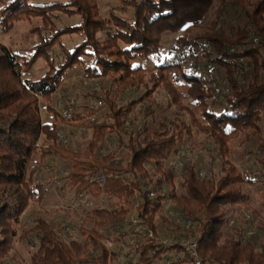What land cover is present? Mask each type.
Segmentation results:
<instances>
[{
  "label": "trees",
  "instance_id": "obj_1",
  "mask_svg": "<svg viewBox=\"0 0 264 264\" xmlns=\"http://www.w3.org/2000/svg\"><path fill=\"white\" fill-rule=\"evenodd\" d=\"M44 1L50 3L7 0L0 8L1 35L17 23L40 21V26L31 30L37 44L29 58L0 43V264L17 243L35 249L30 264H187L186 258L164 262L169 253H181L180 246L140 242L137 235L132 247L129 239L135 233L122 231L125 220L135 211L146 229L155 234V219L167 201L173 206L172 213L180 212L198 222L197 227L186 229L171 218L168 231L174 239H196L204 263L264 264V242L247 238L243 228L248 215L256 214L245 188L264 187V141L260 136L264 118V61L260 57L264 52V0H219L208 25L202 23L214 0H115L118 13L111 11L108 20L100 16L96 0ZM54 14L78 16L81 23L60 28ZM249 29L259 37V46L231 54V48L250 42ZM179 32L183 34L167 56L153 70H147L144 63L159 55L163 36ZM72 34L80 35L83 41L69 51L61 38ZM238 58L245 60L247 72L241 73L239 66L231 63ZM39 59L47 65V72L37 80H24L22 75ZM187 59L194 60L192 69L186 68ZM204 61L211 62L218 76L229 84L227 106L211 101L202 72ZM76 65L85 66L90 79H110L114 89L113 94L111 89L104 90L102 97L86 95L100 100L99 110L107 112L97 116V111L85 107L75 116L73 121L95 116L86 125L91 131L87 146L78 152L56 143L60 131L56 121L62 120L50 107L51 97ZM160 91L173 110L171 117L156 115L155 95ZM129 92L137 97L122 105L119 94ZM40 101L54 115L50 124L41 120ZM186 102L192 103L196 112H189ZM138 107L143 108L144 123L131 131L128 117L135 116ZM194 129L211 142L215 155L210 165H216L218 172L210 170L200 176L201 170L191 158L175 177L174 155L188 141L196 145ZM241 135L244 141L256 138L261 142L258 175H244L229 160V144ZM112 139L115 148L105 152V144ZM38 153L41 162L53 159L67 165L70 173L62 189L95 202L104 198L117 203L112 209L95 208L82 218L78 226L81 240L66 242L56 226L41 216L24 223L21 219L31 202L39 203L45 192V185L35 179L42 170L34 164ZM97 174L105 176L103 186L91 182ZM256 223L264 236V217L257 216ZM110 229L116 236L112 242L127 248L123 256L121 248L114 252L104 245Z\"/></svg>",
  "mask_w": 264,
  "mask_h": 264
},
{
  "label": "rangeland",
  "instance_id": "obj_2",
  "mask_svg": "<svg viewBox=\"0 0 264 264\" xmlns=\"http://www.w3.org/2000/svg\"><path fill=\"white\" fill-rule=\"evenodd\" d=\"M5 1H0V8L3 7ZM57 1V0H54ZM62 1V0H61ZM33 3L40 4H49L50 2L44 0H32ZM100 16L108 20L110 18L111 11L118 13L116 10L118 4L115 0H96ZM219 0H214L213 6L209 11L208 15L203 21V25H208L213 19L214 11L218 6ZM56 19L54 20L55 24L58 27H71L80 25L81 20L78 16L67 17L63 14H54ZM40 26V21L37 19L23 21L17 23L14 28L7 34H0V43L8 47L12 52L18 53L20 55H25L27 58L32 54L33 47L37 44L36 35L31 33V30L35 27ZM196 32V31H194ZM183 32L177 34H165L162 40V48L159 55L149 57L148 61L144 63V66L147 70H153L154 66L162 61L168 54L169 48L174 44L175 40L181 36ZM99 39L104 40V35H100ZM83 38L78 34L66 35L61 38V42L66 49L69 51L74 50L76 46L82 43ZM56 53H59L57 47L54 48ZM86 64H89L87 59H84ZM140 63V61H138ZM47 65L42 59L37 60L30 70L27 73L22 75L24 80H37L41 78L47 72ZM111 89L112 94L114 89L111 88L110 79H90L85 73V66L76 65L73 69L69 70L63 84L59 90L51 97L50 107L53 108L56 104H63V106L71 108L75 115L81 114L85 107L89 108L97 100L94 98L86 97L87 94L96 93L99 97H102L104 90ZM136 94L125 93L119 94L118 99L122 101L124 105L127 101L136 98ZM157 101L156 115L166 114L171 117L173 110L167 107L168 99L163 94L162 91L158 92L155 95ZM188 108L189 112L194 113L196 109L194 105L190 102L184 103ZM40 113L41 120L43 124L52 123L54 120V115L46 110L48 107L47 104L43 101H40ZM142 110L143 108L138 107L135 111V116L130 115L128 117V124L131 131H136L140 129L143 125L142 120ZM101 116L107 112L106 109L97 111ZM95 118V116H93ZM187 118V116H186ZM57 126L60 131L64 134L69 135L71 132L76 131L78 134V140L72 142L69 147L71 151H82L86 148L88 140L91 135V131L86 128L87 123L89 122L87 118H84L82 121H73L70 124H65L57 119ZM261 129V139L264 140V118L260 125ZM244 135H241L237 140L232 141L229 144L230 147V158L229 160L238 168L240 172L245 175V169L248 168L249 175L255 174L259 170L258 162H252L250 164L245 163L246 154L250 153L254 148L260 145V141H257L256 138H252L249 141H244ZM193 140L195 146H192L190 142H186L184 148L188 149L193 160L196 161L200 170L206 174L210 170L217 173L218 168L216 165L213 167L210 165L211 158L215 155L213 152L212 144L204 136L199 134L195 129L193 133ZM201 146L204 150L198 148ZM115 148V143L112 140H109L104 147V151H112ZM264 153V152H263ZM124 153L120 152L119 157H122ZM261 156V155H260ZM259 158H257L258 160ZM51 160L40 161V153L34 157V164L36 166L40 165L42 170L36 175L35 179H39L41 183L45 185V192L43 198L40 202L35 203L31 202L28 210L22 216V221L28 222L29 219L35 216H41L45 218L48 222H52L54 225L59 223V226H56V230L62 229V227H67L69 231L73 233V236L66 235L62 237L66 242L73 240H81L80 233L78 232V226L85 216L95 208H105L112 209L117 207V203L114 201H108L104 198L95 202L89 197L86 200L77 202L79 197L68 190L60 189L56 186L55 182L57 179H61V171L68 170V167L63 162L55 161L54 165H50ZM212 168V169H211ZM178 183V181H177ZM245 193L248 194L251 198L250 205L256 214H250L247 217V224L243 226L244 234L247 238H253L257 243L264 242V236L262 233L257 231V216L264 217V187H246ZM58 210L57 213L47 216L48 213ZM173 211V206L170 201H167L163 205V210L159 213L158 217L155 219L156 232L155 235L159 239H174L169 235L168 223L171 221V213ZM137 220L135 211H132L124 224L129 222H134ZM166 220V221H165ZM59 228V229H58ZM145 238L140 235L139 241L143 242ZM130 244V243H129ZM122 249L121 256L126 253V247H119L114 243L108 245L110 251H120ZM35 252V249L31 246L15 244L14 249L11 251L9 256L4 260L3 264H30L31 255ZM175 257V254L169 253L168 258H164L165 263H170Z\"/></svg>",
  "mask_w": 264,
  "mask_h": 264
},
{
  "label": "built area",
  "instance_id": "obj_3",
  "mask_svg": "<svg viewBox=\"0 0 264 264\" xmlns=\"http://www.w3.org/2000/svg\"><path fill=\"white\" fill-rule=\"evenodd\" d=\"M249 35L251 36V40L248 44L239 45L236 47H233L230 49L231 54H242L246 49L252 48L255 49L259 46V37L255 35V31L253 29H249ZM260 57L264 61V52H260ZM231 63L237 64L241 70V73L247 72V65L245 64V60L242 58L238 59H232ZM194 60L193 59H187L186 60V68L192 69L194 67ZM202 72L204 75L205 80L208 83V87L211 91V101L214 103L222 104L224 106H227V98L231 93V88L227 81L220 78L218 74L216 73L214 66L209 61H204L202 65ZM102 107V102L100 100H97L94 102L91 106H89L90 111H98ZM53 109L57 113L58 117L62 120L65 124H70L73 122L75 118V114L73 113V110L71 108L63 106V104H56L53 106ZM78 115V114H77ZM82 116L86 117V114H82ZM90 122L94 121V117L91 116L88 118ZM78 140V134L76 131L71 132L69 135L64 134L62 131H59L57 134L56 143L63 148H67L71 145V143L74 141L76 142ZM264 141V140H263ZM264 144V142H263ZM260 146V145H259ZM257 146L254 148L250 153L246 155L247 159V165L252 162H257V158L262 154L260 147ZM192 158L191 152L181 147L174 155V164H173V171L175 177H179L181 175V167L184 163L190 161ZM55 161L51 159L50 165H54ZM69 171L62 170L61 171V179H57L55 184L58 188L62 189L67 182V178L69 176ZM250 172L248 168L245 169V175H248ZM258 171L255 172V175H258ZM199 175L202 176L203 172L200 171ZM110 177V176H107ZM116 178V177H115ZM105 181V176L102 174H97L93 178H91V182L96 183L99 186H103ZM150 196L152 197L153 194L151 193ZM88 198L86 195H79V199L77 202H81L82 200H86ZM172 221L182 226L186 229L195 228L198 225V222L188 217L184 214H181L180 212H174L171 214ZM56 226L60 227V224H55ZM59 229V228H58ZM122 231L128 232V233H135L130 236L129 243L133 247L136 245L137 241L134 238V236L142 235L145 240L153 241L157 246L162 247H173L175 245L180 246L181 253L175 254L174 259L170 262H175L177 260L186 258L187 264H207L204 263L198 253V241L196 239H185L181 238L179 240H172V239H159L156 237V235L146 229V227L142 224L141 220L137 217V220H135L133 223L129 222L128 224H124ZM58 233L61 237H64L66 235L73 236V233L69 231L66 228H63L58 230ZM109 239L104 243L105 247L108 249V245L113 243L112 241L116 238L114 235L113 230H108ZM109 250V249H108Z\"/></svg>",
  "mask_w": 264,
  "mask_h": 264
},
{
  "label": "crops",
  "instance_id": "obj_4",
  "mask_svg": "<svg viewBox=\"0 0 264 264\" xmlns=\"http://www.w3.org/2000/svg\"><path fill=\"white\" fill-rule=\"evenodd\" d=\"M2 44V43H1ZM5 46V45H4Z\"/></svg>",
  "mask_w": 264,
  "mask_h": 264
}]
</instances>
